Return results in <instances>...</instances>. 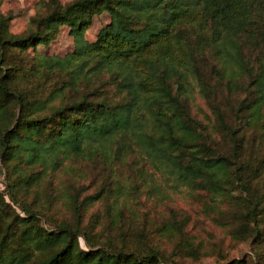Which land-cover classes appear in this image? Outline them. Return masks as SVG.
<instances>
[{
  "label": "trees",
  "instance_id": "1",
  "mask_svg": "<svg viewBox=\"0 0 264 264\" xmlns=\"http://www.w3.org/2000/svg\"><path fill=\"white\" fill-rule=\"evenodd\" d=\"M42 3L19 33L9 30L11 13L0 11V163L5 172L0 264H171L143 225L80 244V236L87 239L84 204L100 199L109 180L85 192L78 164L111 168L135 152L181 183L226 195L237 203L233 216L259 233L264 222V0ZM102 11L110 14L109 22L94 40H85L84 30ZM61 25L70 28L74 50L25 57L29 47L54 39ZM105 84L119 98L100 92ZM195 96L210 108L214 122L191 111ZM59 168L71 173H66L64 197L72 216L47 227L28 195ZM216 264H243V259Z\"/></svg>",
  "mask_w": 264,
  "mask_h": 264
},
{
  "label": "rangeland",
  "instance_id": "2",
  "mask_svg": "<svg viewBox=\"0 0 264 264\" xmlns=\"http://www.w3.org/2000/svg\"><path fill=\"white\" fill-rule=\"evenodd\" d=\"M42 1L0 0V11L13 16L9 30L13 33L25 30L30 17L43 7ZM60 1L66 3L70 0ZM109 20L107 11L94 14L84 30V39L94 40ZM75 44L70 28L61 25L54 39L29 47L24 53H27L28 60L37 53L63 56L74 50ZM62 79L52 78L51 82L60 83ZM79 86L83 87L84 83ZM100 92L114 99L120 96L110 84L103 85ZM193 95L198 94L194 91ZM192 103L190 109L197 116L209 123L215 121V116L201 98L195 96ZM225 108L229 113V106L225 105ZM226 117L231 122L230 114ZM78 165L82 167L83 176L77 178L88 186L85 192L96 191L104 178L109 180L100 199L84 204L82 221L87 239L80 236L82 247H86V243L104 241L98 234L117 237L121 230H137L143 225L149 241L169 256L171 264H216L231 258H241L243 264H264V222L260 224L259 233L249 230L245 221L240 222L233 216L237 203H232L226 195L212 194L204 188L181 183L173 172L156 168L138 152L116 161L111 168L101 167L99 162ZM66 173L71 174L59 168L50 176L46 175L44 181L36 185V190L28 195L34 198L35 208L42 210L38 216L47 227L61 218L71 219L68 200L64 197L69 185ZM4 178V167L0 163V189L4 187ZM233 192L239 194L238 190ZM11 204L20 211L16 204Z\"/></svg>",
  "mask_w": 264,
  "mask_h": 264
}]
</instances>
